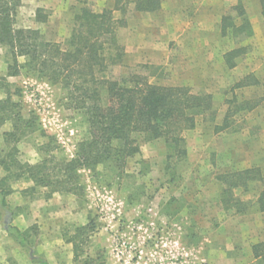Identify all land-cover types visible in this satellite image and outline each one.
<instances>
[{"label":"rangeland","instance_id":"obj_1","mask_svg":"<svg viewBox=\"0 0 264 264\" xmlns=\"http://www.w3.org/2000/svg\"><path fill=\"white\" fill-rule=\"evenodd\" d=\"M19 1L14 13L16 29L38 30L45 41L68 49L76 11L73 0ZM88 3L96 12L103 9L98 0ZM132 8L128 5L126 22L135 14ZM113 17L121 15L114 12ZM135 30L136 26L118 30L126 52L135 51L136 47L127 45L135 43ZM206 42L218 41L210 38ZM181 47L171 46L167 56L149 55L139 63L123 60L112 74L136 73L151 84L209 93L215 115L224 114L226 102L235 97L230 90L235 75L216 68L217 52L210 70L187 69V54ZM23 61L18 58V65ZM8 65L13 66L10 55L0 47V160L9 164L7 171L0 166V194L4 195L0 208H6L0 213V237L13 224L29 244L25 250L7 234L13 242L5 249L8 264H38L37 260L44 259L49 264H258L251 260L249 247L251 240L264 236V218L234 216V208L224 209L218 176L231 171L227 169L229 155L224 147L217 152L201 149V142H215L209 132L213 123L207 117H197L194 126H207L208 133H202V138L196 131L183 132L188 148L184 159L166 160L162 139L136 136L139 152L121 169L112 164L94 171L80 168L78 193H53L56 201L53 194L46 199L50 189L26 181L18 165H35L44 158L52 167L61 159H72L77 143L88 136L86 125L81 114L65 105L63 90L25 70L8 76ZM258 74L264 79L262 72ZM243 96L236 94V100ZM17 114L22 121L33 120L34 129L19 138L5 139ZM231 122L219 143L238 145L234 159L241 162V149L248 148L251 139L264 137V105L253 114L234 116ZM48 142L52 152L45 154L40 147ZM260 186L250 183L246 192L237 189L234 195L252 202Z\"/></svg>","mask_w":264,"mask_h":264},{"label":"trees","instance_id":"obj_2","mask_svg":"<svg viewBox=\"0 0 264 264\" xmlns=\"http://www.w3.org/2000/svg\"><path fill=\"white\" fill-rule=\"evenodd\" d=\"M73 1L76 11L66 42L68 49L62 50L58 44L45 41L38 30L16 29L14 13L20 1L0 0V47L8 51L13 62V66L7 67V75L16 76L20 70H25L63 90L65 105L82 115L87 129L88 136L77 143L72 159H61L52 167L44 158L35 165H18V169L26 174V181L50 189L46 199L53 193H78L81 187L77 184L76 173L80 168L94 171L99 166L112 164L121 169L128 158L139 152L136 136L162 139L167 148L166 160L184 159L187 151L183 132L194 128L197 117H207L210 122L215 119L209 93H195L187 86L151 84L146 77L136 73L119 77L112 74L114 68L123 65L125 48L118 39V30L126 26L128 5L133 6V12L152 13L159 10L160 0H126L124 3L115 0L112 9L103 8L98 12L90 7L88 0ZM258 1L264 22V0ZM235 11L238 17L243 16L239 5ZM114 12H119L121 18L115 19ZM225 20L223 32L226 27H231L229 18ZM233 33L249 34L247 21L243 20ZM243 53L242 48L227 53V64ZM18 58L24 59L20 65ZM252 83L253 78L246 76L234 88ZM226 103L222 124L215 127L217 131L227 130L234 116L257 105L238 102L235 97ZM33 129V120L22 121L17 114L12 131L4 137L19 138ZM40 150L45 154L52 152L50 143L42 145ZM0 166L7 171L9 164L0 160ZM218 180L222 185L220 196L225 210L234 208V213L239 214L251 206L264 213V178L259 168L221 174ZM252 182L261 184L253 204L234 195L235 190L245 191ZM3 197L0 194L2 205ZM8 232L21 248L29 247L23 232L11 227ZM75 249L73 247V261L77 260ZM251 252L258 264H264V241L254 244ZM37 263L47 264L44 260H37Z\"/></svg>","mask_w":264,"mask_h":264},{"label":"crops","instance_id":"obj_3","mask_svg":"<svg viewBox=\"0 0 264 264\" xmlns=\"http://www.w3.org/2000/svg\"><path fill=\"white\" fill-rule=\"evenodd\" d=\"M98 3L103 8L112 9L115 0H98ZM238 5L242 9V17H238L235 11ZM227 18H229L228 22L231 27H226L223 32V23L226 22L225 19ZM243 20L249 24V34L242 33L235 35L233 33L235 28H238ZM134 26H136V30L133 31L135 32L134 38L136 41L133 44L127 42V45H133L136 48H134L135 51L133 53L125 51L123 60L129 59L139 63L149 55L167 56L171 46L178 47V44H181L182 51L187 54V69L203 73L211 69L214 53L217 52V58H215L216 68L222 72L235 75L233 77L234 82L230 86L233 96L236 98V94H243L244 96L242 98L237 99L238 102H252L257 104L252 110L240 112L238 115L253 114L264 105V79L260 78L258 74V72H262L264 75V22L258 0H160V8L158 11L152 13L135 12L133 18L127 20L126 26L124 27L125 31L126 29L127 31L132 30ZM210 38L218 42H206ZM223 43L225 44L224 48H222ZM240 48L244 50V53L233 58L230 62L231 66L227 64L225 55ZM151 59L154 60V57H151ZM157 59L159 58L156 57L155 61ZM246 76H251L254 83L234 88ZM255 93L257 94L256 96L254 95ZM218 114L217 116L215 115L211 126L212 128L209 131L215 142L209 144L201 142L200 145L203 146L201 149L217 152L220 147H224L223 150L226 149L225 152L229 155V160H227V163L231 166V168L230 166L227 167V169L231 170L229 172L259 168L264 178V137L259 141L251 139L248 148L241 149L244 152L242 161L235 160L234 156L238 155L236 153L240 150V147L236 144H226L224 146L219 143L226 134L224 133L225 130H215L216 126L219 127L222 124L225 115V113ZM194 131L198 133L200 138L203 137L202 133H208L206 125L193 128L190 132ZM260 189L261 186L258 189L255 200ZM52 197L56 201L54 198L56 194H53ZM58 197L61 198V196ZM255 200L251 203L253 204ZM246 202L250 203V201ZM5 209L0 208V213L2 211L5 212ZM233 214H235L234 216L252 214L253 216L264 218V213L256 211L254 207L249 209L247 213L245 211L239 214L233 212ZM10 226L14 228L13 224H10ZM8 228L4 231V235L0 237V264H8L5 249H7L6 245H12L13 243L7 238V234L10 235ZM26 228L27 226H24L22 230ZM17 230L20 231L21 229ZM262 241H264V236L251 240L250 252L254 244ZM251 260L254 263H258V260L252 256V252ZM44 261L49 264L47 259H44Z\"/></svg>","mask_w":264,"mask_h":264}]
</instances>
